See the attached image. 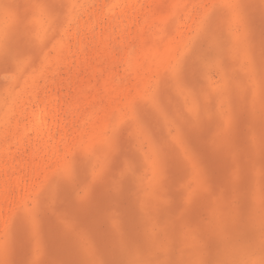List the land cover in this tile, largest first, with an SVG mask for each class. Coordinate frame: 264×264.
I'll list each match as a JSON object with an SVG mask.
<instances>
[{
    "label": "rangeland",
    "instance_id": "rangeland-1",
    "mask_svg": "<svg viewBox=\"0 0 264 264\" xmlns=\"http://www.w3.org/2000/svg\"><path fill=\"white\" fill-rule=\"evenodd\" d=\"M111 2L0 0V34L19 22L31 50L0 65V264H103L124 242L150 253L173 231V255L160 249V260L217 264L258 246V201L241 210L228 180L248 162L250 132L223 134L229 91L248 93L261 133L264 0H125L105 14ZM185 61L188 85L176 77ZM40 108L46 125L34 133L29 114ZM177 119L194 139L170 168L161 146L175 142Z\"/></svg>",
    "mask_w": 264,
    "mask_h": 264
},
{
    "label": "snow or ice",
    "instance_id": "snow-or-ice-1",
    "mask_svg": "<svg viewBox=\"0 0 264 264\" xmlns=\"http://www.w3.org/2000/svg\"><path fill=\"white\" fill-rule=\"evenodd\" d=\"M30 51L19 22L17 23L15 31L6 29L0 34V65L7 64L10 66L13 61L30 55ZM189 71L190 68L187 61L181 63L176 71L177 79L185 85L190 84ZM256 75L258 76V95L261 113V133L259 137L255 133V104L250 109L247 102L248 93H245L241 99L234 91L228 92L232 104V119L228 132L223 135L225 136V141L228 142L242 124L248 126L250 132L247 140L250 149L248 162H241L240 166L235 170V178L233 179V175L230 174L228 180L236 188V203L240 206L241 210L247 208L250 196H254L258 201L261 217L259 243L258 246L251 244L244 248L234 247L230 256L219 260L217 264H264V45H262L261 59L257 65ZM155 100L162 109L168 110L169 106L165 101L163 92L158 93ZM139 115L145 124L151 125L153 113L147 106L139 107ZM177 123L180 125V129L175 142L170 144L166 143L161 146V151L165 154L170 168L175 167V154L179 153L182 149L189 151L194 139L195 130L189 124H181L179 119H177ZM200 134H204L203 130H201ZM256 149L259 152L258 190L252 185V173L256 164L254 151ZM152 248L153 251L149 253L142 246L133 247V245L124 242L119 250V258L106 260L103 264H201L197 260L175 258H169L167 260L158 259L160 249H167L170 257L173 255L175 248L174 231L169 232L166 237L153 241ZM76 264H97V262L94 260H82L76 262Z\"/></svg>",
    "mask_w": 264,
    "mask_h": 264
},
{
    "label": "bare ground",
    "instance_id": "bare-ground-1",
    "mask_svg": "<svg viewBox=\"0 0 264 264\" xmlns=\"http://www.w3.org/2000/svg\"><path fill=\"white\" fill-rule=\"evenodd\" d=\"M124 1L125 0H114V2H113V4H112V2L111 3H109V5H108V7L105 9V14L108 12V14L111 12V10L113 11L114 10V8L115 7H117L118 5H120V8H122L123 7V4H124ZM129 1V6H131V4H130V2L131 3H133L134 2V0H128ZM133 1V2H132ZM120 10V9H119ZM110 11V12H109ZM113 13V12H112ZM36 25H37V28H36V33H41L42 32V30H43V23L42 22H36ZM65 44H64V41H62V40H60V41H58L57 43H55V47H56V51H60V49L61 48H63V46H64ZM58 54H59V52H58ZM47 60V59H46ZM30 77H29V79H30V82L32 81V79H33V74H31V75H29ZM35 76V75H34ZM9 93V99L13 96V93H11V91L9 90L8 91ZM43 106V105H42ZM43 108H45V107H43ZM43 108H40V109H37V110H31L30 111V114H29V116H30V119H31V121H30V123H29V129L30 130H32L34 133L35 132H43V129H44V125H46L45 123H46V121L45 120H43V118H42V112H44L43 114H45V110L43 109ZM48 109H49V107H48ZM47 110V109H46ZM51 110V109H50ZM47 111H49V110H47ZM47 111H46V113H47ZM48 114H49V112H48ZM47 114V115H48ZM54 114V113H53ZM46 115V114H45ZM44 115V116H45ZM50 117H51V121H52V114H50ZM52 123V122H51ZM22 129L23 128H21V130L20 131H18L17 133V136H16V138L17 139H19L20 138V136L22 135L21 134V132H22ZM45 129H48V128H45ZM45 131V130H44ZM46 132V131H45ZM48 132V131H47ZM41 133H39V134H41ZM46 135V134H45ZM43 137V136H42ZM4 191H5V188H4ZM4 194L5 193H2V194H0V203H1V200L3 201V197H4Z\"/></svg>",
    "mask_w": 264,
    "mask_h": 264
}]
</instances>
